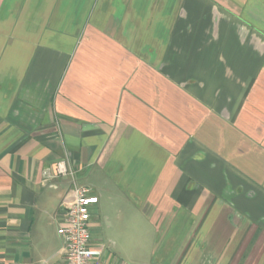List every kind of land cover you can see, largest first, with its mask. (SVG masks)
<instances>
[{
  "label": "crops",
  "instance_id": "crops-1",
  "mask_svg": "<svg viewBox=\"0 0 264 264\" xmlns=\"http://www.w3.org/2000/svg\"><path fill=\"white\" fill-rule=\"evenodd\" d=\"M61 159L106 264H264V0H0V264H66Z\"/></svg>",
  "mask_w": 264,
  "mask_h": 264
},
{
  "label": "built area",
  "instance_id": "built-area-1",
  "mask_svg": "<svg viewBox=\"0 0 264 264\" xmlns=\"http://www.w3.org/2000/svg\"><path fill=\"white\" fill-rule=\"evenodd\" d=\"M46 180L51 175L45 173ZM57 176H69L71 185L62 200L63 219L58 227L64 246L66 264H106L100 257V248L91 244L90 219L92 206L99 197L88 186L81 185L75 171L65 159L57 162Z\"/></svg>",
  "mask_w": 264,
  "mask_h": 264
}]
</instances>
